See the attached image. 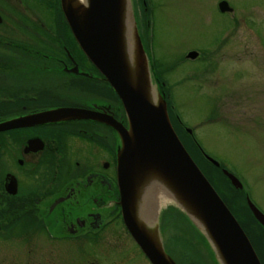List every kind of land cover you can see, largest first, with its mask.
Returning a JSON list of instances; mask_svg holds the SVG:
<instances>
[{"label": "flooded vegetation", "instance_id": "af4514ba", "mask_svg": "<svg viewBox=\"0 0 264 264\" xmlns=\"http://www.w3.org/2000/svg\"><path fill=\"white\" fill-rule=\"evenodd\" d=\"M59 5L0 0V123L73 107L125 126ZM118 145L114 128L93 118L0 129V264H151L121 219ZM33 244L39 260H16Z\"/></svg>", "mask_w": 264, "mask_h": 264}, {"label": "water", "instance_id": "95a60500", "mask_svg": "<svg viewBox=\"0 0 264 264\" xmlns=\"http://www.w3.org/2000/svg\"><path fill=\"white\" fill-rule=\"evenodd\" d=\"M84 2L59 0L61 13L81 52L118 97L126 125L104 113L58 107L0 123V129L80 118L106 123L114 128L119 138L116 184L121 219L149 263L177 264L164 247L159 225L161 210L153 215L154 222L148 224L138 215L141 200L144 202L147 193L158 184L172 197L173 206L180 209L204 237L205 241L201 243L210 251L214 264H260L236 217L194 164L170 125L165 94L152 72L149 53L143 48L133 0ZM217 6L221 13L230 9L225 0ZM126 34L132 42V58L127 52ZM196 55L195 50L185 53L187 59ZM23 120L27 122L23 123ZM205 158L219 167L212 158ZM221 170L234 188H241L234 175ZM246 204L264 229V215L247 198Z\"/></svg>", "mask_w": 264, "mask_h": 264}, {"label": "rangeland", "instance_id": "374dc122", "mask_svg": "<svg viewBox=\"0 0 264 264\" xmlns=\"http://www.w3.org/2000/svg\"><path fill=\"white\" fill-rule=\"evenodd\" d=\"M219 1L151 0L147 41L140 4L133 0L152 72L165 81L171 109L184 131L190 130L204 155L235 175L264 215V0H226L230 9L222 13ZM193 50L196 57L187 59L185 53ZM169 201H158V210L174 205ZM173 232L165 227V239ZM182 234L181 246L165 243L177 264H191L180 256L188 251H196L197 261L214 264L204 244L190 247L186 238L191 235L187 230ZM30 248V253L22 248L24 256L16 260H39L41 248Z\"/></svg>", "mask_w": 264, "mask_h": 264}, {"label": "trees", "instance_id": "16d2710c", "mask_svg": "<svg viewBox=\"0 0 264 264\" xmlns=\"http://www.w3.org/2000/svg\"><path fill=\"white\" fill-rule=\"evenodd\" d=\"M141 1L142 0H138L137 3L140 4ZM146 1L147 0H145V2ZM140 10H142L141 6ZM148 11L146 13H143L142 10L141 12V15H143L144 20L148 16ZM155 76L159 80H162V77L157 76L156 73ZM160 90L161 92L168 93L166 86H160ZM166 104H168L167 110L170 117V121L173 125V130L179 136L178 138L180 139L181 144L184 145V149L191 156L192 161L195 163V165L199 166L198 168L203 173V176H205L208 183L214 187L215 192L218 196H220L222 201L225 203L226 207H228L230 213L237 218V223L240 227H242V230L246 234V236L249 237V242L252 248H254V252L256 253L257 257L260 259V264H264V230L263 227L260 226L255 219H253L254 216H252L249 212L248 206L245 203L244 192L236 190L235 188H233L232 185L229 184L228 180L225 178L226 176L220 170V167L223 165H220L216 168L214 165L204 160L203 155L201 154L197 145H195L194 142L191 140L190 135L182 130V125L179 124V121L175 117L176 115L173 114L170 109L171 104L168 99H166ZM161 210L162 211L159 215V225L161 231H163V235L165 233V227H170V229L175 231L166 236L165 240L167 241V243L171 241L174 242L176 246H181V238H185L182 234V231L186 230L188 231V234L191 235L190 237L186 238V244H188L190 247L194 246V237L197 241H205L204 237L197 232V230L194 228L191 222H189V220L184 216L180 209H177L173 205H168L166 206V208ZM180 226H182L181 229H179ZM179 230H181L182 235L176 234V231ZM193 252L196 251H188L187 253L182 252L180 256L182 258L188 259L189 263L191 264H200V261H197L196 256Z\"/></svg>", "mask_w": 264, "mask_h": 264}, {"label": "bare ground", "instance_id": "6f19581e", "mask_svg": "<svg viewBox=\"0 0 264 264\" xmlns=\"http://www.w3.org/2000/svg\"><path fill=\"white\" fill-rule=\"evenodd\" d=\"M85 0H78V2L85 3ZM129 29V28H128ZM126 39L128 41L127 45V52L129 53L130 58H132V42L130 40L129 34H126ZM152 189L153 191H149L147 193L146 198L144 199L145 201L143 202L141 200V206L138 208V215L140 218H142V221H145L148 223H152L153 221V215L158 212V201L162 202L163 204L168 202L169 200H173L172 197L167 193L166 189L161 188L157 184V186H154ZM169 203V202H168ZM154 222V221H153Z\"/></svg>", "mask_w": 264, "mask_h": 264}]
</instances>
